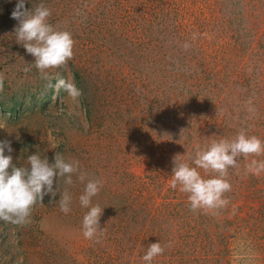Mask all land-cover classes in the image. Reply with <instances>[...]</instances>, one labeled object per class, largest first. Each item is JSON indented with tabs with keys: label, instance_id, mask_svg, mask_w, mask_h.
Masks as SVG:
<instances>
[{
	"label": "rangeland",
	"instance_id": "rangeland-1",
	"mask_svg": "<svg viewBox=\"0 0 264 264\" xmlns=\"http://www.w3.org/2000/svg\"><path fill=\"white\" fill-rule=\"evenodd\" d=\"M16 3L0 0L5 155L17 166L36 153L79 160L104 182L92 204L106 232L85 239V185L73 177L68 214L46 196L29 223L0 220V264H146L158 241L170 246L152 264H264V172L247 169L264 156L229 169L225 209L193 212L170 186L177 155L194 167L197 147L213 140L241 130L264 140V0H30L75 41L51 81L16 42ZM57 77L79 94L50 87Z\"/></svg>",
	"mask_w": 264,
	"mask_h": 264
},
{
	"label": "clouds",
	"instance_id": "clouds-1",
	"mask_svg": "<svg viewBox=\"0 0 264 264\" xmlns=\"http://www.w3.org/2000/svg\"><path fill=\"white\" fill-rule=\"evenodd\" d=\"M29 2L17 0L11 13V18L18 22L14 29L16 42L35 58L33 64L42 78L51 81L53 77L49 75V70L64 67L74 58L75 41L70 32L59 30L49 23L52 15L49 7L40 3L29 9L26 7ZM192 38L195 40L196 35L193 34ZM184 47L187 50L189 45L186 43ZM55 79L56 84H50V87L56 91L63 88L70 95L79 94V90L69 81L58 77ZM5 149L13 152L11 141L0 142V220L16 225L29 223L33 209L37 204L43 205L46 196L51 197L50 203L57 202L60 210L68 214L72 204L69 187L74 185L75 177L76 181L85 185L79 196L80 205L89 209L82 221L83 235L85 239L100 241L106 232V228L100 225L104 209L92 204V199L103 187L104 182L100 178L90 177L82 170L79 160L65 159L61 152H56L53 163L49 162L47 156L41 158L36 153L27 157L28 166H17L12 155H5ZM180 156L173 159L171 188H179L188 195L193 212L220 210L230 203L226 197L232 191L227 179L229 169H238L241 157L247 161L249 157L264 156V140L241 130L231 140H213L203 149L198 146L192 157L194 167L181 160ZM199 169L210 178L205 179ZM247 169L259 176L264 172V160L252 159ZM169 246H162L159 241L151 243L142 257L143 261L152 264L153 259L163 255Z\"/></svg>",
	"mask_w": 264,
	"mask_h": 264
}]
</instances>
